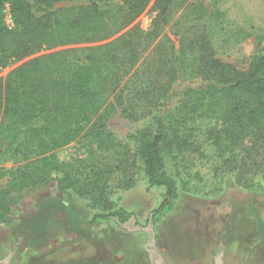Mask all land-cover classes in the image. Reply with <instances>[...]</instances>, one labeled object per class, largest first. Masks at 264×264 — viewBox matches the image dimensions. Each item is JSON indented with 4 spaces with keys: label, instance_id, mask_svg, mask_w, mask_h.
<instances>
[{
    "label": "rangeland",
    "instance_id": "374dc122",
    "mask_svg": "<svg viewBox=\"0 0 264 264\" xmlns=\"http://www.w3.org/2000/svg\"><path fill=\"white\" fill-rule=\"evenodd\" d=\"M118 1L54 0L47 10L60 19L105 7L110 31L92 42L46 44L0 66L4 78L51 52L79 49L69 56L83 60L86 48L140 29L133 32L141 48L134 69L76 138L56 144L52 131L35 138L24 125L0 127L1 264H125L138 255L146 264H264V175L239 185L222 165L229 152L221 122L205 107L193 111L198 98L263 54L264 0H148L129 24L113 9ZM11 6L5 0L6 26L15 24ZM149 30L158 36L145 49ZM169 68L176 73L168 76ZM151 82L156 89H148ZM158 116L167 126L160 153L175 187L160 211L164 189L151 183L140 154Z\"/></svg>",
    "mask_w": 264,
    "mask_h": 264
},
{
    "label": "trees",
    "instance_id": "16d2710c",
    "mask_svg": "<svg viewBox=\"0 0 264 264\" xmlns=\"http://www.w3.org/2000/svg\"><path fill=\"white\" fill-rule=\"evenodd\" d=\"M10 1L15 21L12 28L4 24L2 9L5 0H0V66L23 60L46 44L92 42L110 31L107 11L99 4L73 17L60 19L47 10L54 0ZM122 1L123 4L118 1L112 6L114 10L117 7L116 12L130 17L128 24L148 3V0ZM38 12L42 14L36 15ZM136 29L140 31L134 27L113 41L86 48L83 60L80 54L69 56L79 49H68L27 59L15 67L6 77L0 78V127L17 130L24 125L27 127L25 133L35 138H42L44 133L52 131L58 135L54 138L56 144L76 138L91 116L105 105L109 95L120 88L134 69L141 55L138 52L140 43L133 33ZM145 36L149 40L146 49L158 35L155 30H149ZM200 43L204 48L205 62H209L213 57L210 41L203 36ZM172 71L176 73L175 68ZM172 71L168 69V76H172ZM155 82H151L153 86L148 89H156ZM169 89L167 87V91ZM193 105V111L205 107L221 122L229 152L222 165L234 174L239 185L251 187L257 176L264 175V52L250 68L235 75L232 82L210 91L207 97L198 98ZM154 117L157 119V115ZM158 117V131L142 142L140 154L151 183L164 189L165 198L158 208L160 211L171 202L175 187L164 169L160 153L167 126ZM2 143L0 141V149ZM36 161L28 165H35ZM105 201L111 203L108 198ZM117 214L116 211L97 213L94 219ZM125 264L146 262L138 255Z\"/></svg>",
    "mask_w": 264,
    "mask_h": 264
},
{
    "label": "water",
    "instance_id": "95a60500",
    "mask_svg": "<svg viewBox=\"0 0 264 264\" xmlns=\"http://www.w3.org/2000/svg\"><path fill=\"white\" fill-rule=\"evenodd\" d=\"M151 227H152V221H151ZM154 243V234L152 233V238H151V244L153 245ZM2 263V261H0V264Z\"/></svg>",
    "mask_w": 264,
    "mask_h": 264
},
{
    "label": "built area",
    "instance_id": "2783aa9c",
    "mask_svg": "<svg viewBox=\"0 0 264 264\" xmlns=\"http://www.w3.org/2000/svg\"><path fill=\"white\" fill-rule=\"evenodd\" d=\"M14 26V24L11 22V19H10V24L8 25L9 28H12Z\"/></svg>",
    "mask_w": 264,
    "mask_h": 264
}]
</instances>
